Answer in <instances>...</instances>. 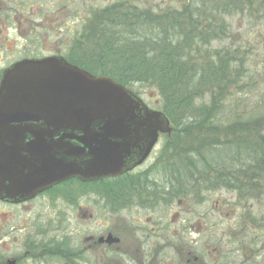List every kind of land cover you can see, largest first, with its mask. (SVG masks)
Wrapping results in <instances>:
<instances>
[{
    "label": "rangeland",
    "instance_id": "obj_1",
    "mask_svg": "<svg viewBox=\"0 0 264 264\" xmlns=\"http://www.w3.org/2000/svg\"><path fill=\"white\" fill-rule=\"evenodd\" d=\"M115 2H126L153 13L166 10L181 12L184 6L190 7L188 12L194 13L196 9L200 16L199 21L209 25V33H205L208 36V44L203 47L206 54L199 55L196 60L199 63L209 61L212 65L221 62L226 69V80L221 83L222 94L217 86L212 89V92L217 94L218 102L222 104V110L215 123L223 121L229 124L236 118L249 122L262 115L264 0H1L6 26L3 65L10 64L28 43L32 45L33 53L37 54V57L46 56L49 52H59L61 56H67L76 48L75 39L93 13ZM17 21L20 22L21 29L15 36L13 30L7 27H12V23ZM78 41L82 45L80 48H84V38L79 37ZM130 90L138 95L148 108L162 111L161 97L154 88L136 84L130 87ZM210 98L211 89L207 88L201 97L195 99L194 106L197 107L203 102L209 103ZM183 120L186 122L188 117ZM176 131L177 127L174 125L170 133L161 134L145 162L134 174L123 179L129 182L133 177L136 179L138 174L140 178L137 181L145 184L142 190L148 194V199L151 197V191H155V194L160 188L164 191L163 188L167 186L166 178H172L170 168L181 157L179 153L185 155L184 152H191L199 145L198 137L193 136L186 137L182 143L174 141ZM206 132L208 131L202 132L204 142L212 138V135H206ZM167 142L169 145L166 148ZM206 145L208 146V143ZM208 148L207 158L210 157L208 153L211 150V147ZM193 151L195 150H192L190 157L195 165L198 157ZM201 168V164H197L194 170H203ZM206 170L207 168L202 173L196 172L199 183L194 189L191 188L193 182H185L186 191L173 200L166 199L155 205L148 202V199L141 201V205L133 201L134 205L118 212L132 218L160 216L164 221L165 230L185 235L181 238L182 244L184 241H196V255L201 256L204 264H210L205 257L212 258L216 255L213 247L218 241H221L219 254L235 258L237 261L240 256L236 254V247L242 237L246 241L244 256L264 264V181H257L259 183L256 184L252 177L243 180V176H240L244 181L242 186L246 187V190L240 193L225 188L204 189L203 181L209 176L213 177L212 174L205 176ZM193 179L195 180V177ZM169 239L165 237L164 240L167 242ZM206 248L211 251L210 255L206 254ZM187 256L186 248L178 255L166 248L163 252L165 264H186Z\"/></svg>",
    "mask_w": 264,
    "mask_h": 264
},
{
    "label": "water",
    "instance_id": "obj_2",
    "mask_svg": "<svg viewBox=\"0 0 264 264\" xmlns=\"http://www.w3.org/2000/svg\"><path fill=\"white\" fill-rule=\"evenodd\" d=\"M171 129L163 112L110 77L62 56L16 61L0 78V199L120 176Z\"/></svg>",
    "mask_w": 264,
    "mask_h": 264
},
{
    "label": "trees",
    "instance_id": "obj_3",
    "mask_svg": "<svg viewBox=\"0 0 264 264\" xmlns=\"http://www.w3.org/2000/svg\"><path fill=\"white\" fill-rule=\"evenodd\" d=\"M183 8L181 12L153 13L126 2L106 5L88 19L75 39L76 48L65 56L70 63L94 75L110 77L129 89L136 84L154 88L161 97L162 112L177 127L174 141L182 143L186 137H198L199 145L192 150L203 170H194L197 164L190 157L192 150L183 151L185 155L179 153L180 161L170 168L172 178H166L162 202L185 192V182H193L194 189L199 183L196 172L202 173L206 168L205 176L213 177L203 181L204 189L225 188L240 193L246 190L242 179L252 177L256 184L264 181V111L254 121L236 118L229 124L215 123L222 104L212 89L217 86L222 94L226 69L221 62L212 65L196 60L206 54L203 47L208 44L205 33H209V25L199 21L196 9L193 13L188 12L189 6ZM79 37L84 38V48H80ZM207 88L211 89L210 102L195 107V99ZM204 130L208 131L206 135H212L205 142ZM207 143L211 147L208 158ZM168 145L169 142L166 148ZM126 176L115 180L123 184L118 191L125 184L136 182L134 177L129 182L123 180Z\"/></svg>",
    "mask_w": 264,
    "mask_h": 264
},
{
    "label": "flooded vegetation",
    "instance_id": "obj_4",
    "mask_svg": "<svg viewBox=\"0 0 264 264\" xmlns=\"http://www.w3.org/2000/svg\"><path fill=\"white\" fill-rule=\"evenodd\" d=\"M2 11L0 5V78L4 69L16 61L45 57H37L28 43L10 64L3 65L6 26ZM7 28L15 35L20 33L21 25L17 21ZM46 56L61 55L49 52ZM140 165L120 176L96 181L70 178L20 202L0 199V264H165V248L175 255L186 248V264H204L201 256L196 255V241L182 244L181 238L185 235L165 230L160 216L132 218L118 212L134 205L133 201L141 205V201L148 199L142 190L145 184L137 181L138 174L135 183L125 184L120 191L118 186L123 184L115 182L134 174ZM154 192L151 191L148 202L155 205L161 202L163 191L160 188ZM165 237L170 239L166 242ZM220 242L213 247L216 255L205 257L210 264H259L244 256L243 237L236 247V254L240 256L237 261L219 254ZM205 252L211 253L208 248Z\"/></svg>",
    "mask_w": 264,
    "mask_h": 264
}]
</instances>
